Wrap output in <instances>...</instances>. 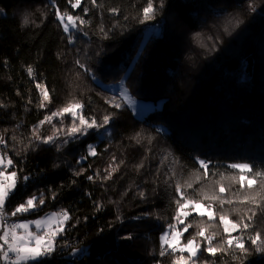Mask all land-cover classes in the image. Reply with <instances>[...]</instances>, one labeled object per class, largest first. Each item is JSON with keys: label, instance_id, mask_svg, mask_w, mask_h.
Returning a JSON list of instances; mask_svg holds the SVG:
<instances>
[{"label": "trees", "instance_id": "trees-1", "mask_svg": "<svg viewBox=\"0 0 264 264\" xmlns=\"http://www.w3.org/2000/svg\"><path fill=\"white\" fill-rule=\"evenodd\" d=\"M56 3L61 11L67 9L88 21L82 30H73L71 44L50 0H0V104L4 105L0 135L7 145H0V150L14 159L21 177H30L26 182L21 179L6 210L11 212L28 196L43 191L46 203L15 220L60 209L69 212L71 219L57 238V251L39 264H170L171 257L159 256V236L175 214L174 181L172 187L165 183L172 171L182 179H194L199 169L196 158L210 161V176L217 175L201 182L205 185L218 180L219 172H233L227 168L230 163L264 170V0H164L155 19L145 23L139 22L145 0H98L96 8L90 0H82L74 10L68 0ZM84 7L90 9L86 15ZM111 8L119 11L113 14ZM226 17L241 21L229 29L230 34L223 30ZM152 22L165 26L162 37L151 35L154 29L146 24ZM196 33L212 36L218 45L213 64L203 60L205 54L193 39ZM229 39L230 49H222L229 46ZM77 60L88 70L81 69ZM28 66L34 78L29 77ZM186 76L200 81L188 102L182 88L187 86ZM37 83H43L51 97L43 109ZM114 83L128 89L135 106L109 107L106 100L119 96L106 87ZM72 97L84 104L88 115L115 113L108 126L111 136L98 140L93 133L59 151L55 144H38L16 155L29 142L33 126ZM199 117L202 121L197 122ZM64 123L69 124L70 118ZM53 124L60 126L58 119ZM137 132L152 136V143L136 144L131 137ZM40 133L51 135L52 126L43 125ZM89 143L97 145L99 154L77 164ZM113 156L120 166L111 179H87L97 171L103 175ZM141 161L144 167L138 171ZM81 168L87 171L74 176L73 171ZM197 185L194 188L199 189ZM49 189L57 193L55 199ZM140 191L146 199L139 197ZM96 203L102 204L101 210H96ZM200 219L193 213L188 221ZM196 230L189 228L185 238ZM254 231L264 236L256 217L249 233H240L248 248L242 261L232 258L239 257L235 252L216 257L201 252L197 264H264V251H256L247 239ZM129 235L131 239H124ZM222 237L223 233L217 239Z\"/></svg>", "mask_w": 264, "mask_h": 264}, {"label": "snow or ice", "instance_id": "snow-or-ice-1", "mask_svg": "<svg viewBox=\"0 0 264 264\" xmlns=\"http://www.w3.org/2000/svg\"><path fill=\"white\" fill-rule=\"evenodd\" d=\"M90 3L93 8L100 6L98 0H90ZM68 4H70L71 9H78L82 6V0H68ZM50 5L55 10V19L59 22L63 32L68 34L69 44L73 43V30H82L88 21L84 16L73 15L67 9L61 11L56 0H50ZM163 8L164 0H159L158 4L156 0H145L144 6L139 10V22L145 23L154 20L158 11ZM249 8H252L251 4H249ZM89 10L88 7H84V14L86 15ZM109 11L115 14L119 9L111 8ZM24 23H28L27 16ZM240 23L241 21L236 17H226L223 30L225 33H229L230 28H235ZM99 31L104 38H107V32L103 27ZM200 37L201 34L196 33L193 39L199 42ZM200 46L204 47L203 43ZM5 63L7 62L5 61ZM75 63L81 69L88 70L80 60ZM27 73L29 77L34 78L35 74L32 66L27 67ZM35 86L41 96L39 107L41 109L46 108L47 104L51 102L49 90L43 83H37ZM17 94L19 95V93ZM106 103L110 108L120 110L126 105L134 106L135 100L129 95L127 88L121 87L119 96H112L109 100H106ZM0 107H4V105L0 104ZM84 108V104L79 99L72 97L64 106L50 112V114H46L38 124L33 126L31 135L28 138L29 142L23 145L22 150H18L16 155H20L21 151L34 150L38 144H55L59 151L62 145H66L70 141H79L81 138L93 133H95L98 140L110 137L111 132L108 126L114 119L115 113L108 112L97 118L94 115L86 114ZM66 118H70V123L67 125L64 123ZM54 119L59 120V127L53 124ZM45 124L52 126L51 135H41L40 129ZM61 137L64 138L62 144H57L56 141ZM12 139L15 140L16 138L12 137ZM131 139L136 144H141L145 140L149 145L152 143L151 136H144L140 132H137ZM0 145L7 146L3 135H0ZM98 154L97 145L89 143L86 145L85 154H82L76 163L80 164L81 161L89 157H96ZM164 159L166 160L167 156ZM112 161L103 175L97 171L95 175L87 176V179L89 181L111 179L112 174L118 171L120 166L119 163L115 162V156H113ZM196 163L199 165V169L195 170L194 179H182L172 170H170L172 171L171 176L165 179V183L169 187L173 186L172 181H174L173 202L176 207L171 222L166 225L165 230L159 236V256L171 257L170 264H197L201 252L207 253L211 257H216L220 253L235 252L239 254V257L233 255L232 258L234 260L239 258L242 261L248 253V248L245 243V235L240 233L248 234L249 230L253 228L254 218L258 215V212L264 211V170H254V167L248 163H230L227 168L234 171L231 173L219 172V179L212 181L217 189L210 194L205 190L203 184L199 189L194 188V184L202 181L207 182L217 173L212 172L210 176V161L197 157ZM143 167V161L136 165L138 171ZM16 169L17 164L14 159L8 155L7 151L0 150V262L2 264H32V262L39 264L45 258L52 257L57 251V238L66 232V225L71 216L67 210L60 209L59 211L46 213L39 219L9 222L11 217L35 212L46 203L45 193L41 191L38 195L34 193L28 196L24 202L19 203L11 212L6 210L7 201L17 190L21 179L25 182L30 179L29 176L21 177ZM19 171H22V169ZM86 171L87 169L84 168L79 171L74 170L73 175L81 176ZM225 181H230V184L226 186ZM237 185L238 187H236ZM188 190H192V192ZM48 191L52 192L51 198L55 199L57 193L51 189ZM138 195L141 199H146L144 191H140ZM206 201L207 203H205ZM214 205L219 207L216 208ZM225 205L232 207V212L238 216L237 219H230V214L224 211ZM236 205L243 207H236ZM102 207L100 203L95 204L97 211L101 210ZM193 213L199 217L206 216L208 222L214 221L218 216L219 225L223 230V237L217 239L221 235L219 232L209 234L210 228L215 227L213 223L188 221ZM145 215H151V213H145ZM117 219H120V217H117ZM30 225L34 226V230L30 228ZM194 226L197 230L185 238V233ZM233 233L238 234L233 235ZM124 239H131V236L124 237ZM247 239L251 245L256 246V251H264V248L260 247L264 243V236L261 232L254 231V234L247 235ZM156 264H160V261H157ZM205 264H207V261H205Z\"/></svg>", "mask_w": 264, "mask_h": 264}, {"label": "rangeland", "instance_id": "rangeland-1", "mask_svg": "<svg viewBox=\"0 0 264 264\" xmlns=\"http://www.w3.org/2000/svg\"><path fill=\"white\" fill-rule=\"evenodd\" d=\"M147 25V28H153V32L151 33L152 36L154 37H162V35L164 34L163 30H164V27L162 24L160 23H156V22H152V23H148L146 24ZM145 25V26H146ZM163 32V33H162ZM181 34V33H180ZM194 42H196V45L198 46V48L205 54V58H203V60H211V63L213 64L214 63V60H216V54L218 52V45L216 44V42L214 41L213 37L212 36H204L203 34L201 35L200 37V41L197 42L196 40H194ZM201 43H203L204 47H201ZM229 46H225L224 48L222 49H230V46L232 44V41L229 39V42H228ZM141 51V49H140ZM223 55V50L221 51V57ZM187 59H190L189 58V55H187L186 57ZM186 60V59H185ZM201 60V59H200ZM141 66L143 67V64H141ZM141 68H139L138 71H140ZM200 77L203 78L204 77V73L203 72H200ZM203 80V79H202ZM184 83L187 85L186 87H182L184 90H185V97H184V101L185 102H188L189 101V98L193 92L194 89L198 88L199 87V83L197 84L196 82V79L195 81L193 82V78L189 77V76H186L185 79H184ZM107 88H110L113 93L119 95L120 94V88L121 87H124L123 84L121 83H114L112 85H108L106 86ZM129 93V92H128ZM129 95L131 96V94L129 93ZM132 97V96H131ZM136 103V102H135ZM135 106V105H134ZM197 122L198 121H202L200 119V117L196 120ZM146 136H150L149 134H147ZM152 137V136H151ZM153 140V138H152ZM219 179V178H218ZM230 183V181H225V185L227 186L228 184ZM201 184L203 183H200L199 186H201ZM197 187L198 185L197 184H194V187ZM205 190H207L210 194L213 190L217 189V186L212 182L210 181L209 183H206L205 185H203ZM201 188V187H200ZM207 203V201L205 202ZM216 207V206H214ZM219 206H217L216 208H218ZM236 207H240L242 208L243 206L241 205H236ZM224 211H227L229 214H230V219H234L232 215H235V214H232V207L231 206H228V205H225L224 206ZM51 212H55V211H48V212H45L43 214H40L38 216H34V217H31V218H24V219H16V217H11L10 218V221L9 222H14V221H24V220H28V221H31V220H35V219H39L40 217L44 216L46 213H51ZM258 214L260 215L259 219H257V216H256V222L261 226V227H264V220L262 219V217L264 216V211H260L258 212ZM199 222H207V223H213L215 224V227L213 228H210L209 230V234L211 232H219L221 235L223 233V230H222V227L219 225V219H218V216L216 217V219L212 222H208L207 221V217H201L200 221ZM219 226V227H218ZM30 228H32L34 230V226H31L30 225ZM220 235V236H221ZM183 239V238H182Z\"/></svg>", "mask_w": 264, "mask_h": 264}]
</instances>
